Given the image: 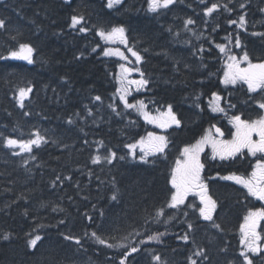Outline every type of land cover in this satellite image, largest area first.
Here are the masks:
<instances>
[{
	"label": "trees",
	"instance_id": "obj_1",
	"mask_svg": "<svg viewBox=\"0 0 264 264\" xmlns=\"http://www.w3.org/2000/svg\"><path fill=\"white\" fill-rule=\"evenodd\" d=\"M212 3L232 10L222 7L206 16ZM262 9L264 0H176L157 12L149 10L148 0H123L113 8L107 0H0V19L6 21L0 29V57H7L0 59V264H119L132 246L140 250L128 264H156L155 255L166 264H190L188 258L199 249L207 250L208 259L193 257L198 264H242L240 225L259 205L245 188L221 177L249 174L260 155L202 156L201 175L217 201L214 220L222 230L199 216L198 195L191 194L179 208L167 205L174 191L171 171L184 147L211 128L230 135L231 115L263 114L256 103L264 99L259 94L242 83H223L228 54L239 50L254 61L264 57V36L252 35L264 33ZM245 14L247 31L229 24ZM72 16H83V23L73 28ZM188 19L194 23L186 24ZM121 26L141 62L127 47L128 61L103 54L111 44L99 31ZM20 43L35 48L32 64L10 57ZM219 44L227 45L226 53ZM125 62L149 80L146 89L131 86L128 102L143 101L150 112L171 105L179 126L162 130L124 106L118 89ZM131 74L133 80L141 78L140 72ZM29 86L33 91L21 108L18 89ZM213 94L222 97L224 112L212 110ZM97 95L101 101L94 100ZM37 130L47 143L32 153L15 155L18 148L6 147V138L27 140ZM148 133L166 136L168 146L145 163L139 148L133 158L126 145ZM110 152L117 154L112 163H92L96 155ZM161 209L163 216L158 215ZM93 232L114 247L98 243ZM157 233L164 234L162 242L148 239ZM185 234L187 242L180 239ZM36 235L42 239L33 249L28 241ZM67 235L80 244L66 240ZM258 257L253 264H264Z\"/></svg>",
	"mask_w": 264,
	"mask_h": 264
},
{
	"label": "snow or ice",
	"instance_id": "obj_2",
	"mask_svg": "<svg viewBox=\"0 0 264 264\" xmlns=\"http://www.w3.org/2000/svg\"><path fill=\"white\" fill-rule=\"evenodd\" d=\"M67 2L70 3V0H67ZM122 3L123 0H107V6L109 8H113L114 6ZM148 3L149 10L152 12H157L160 9L169 8L171 5L176 3V0H148ZM222 7L228 11L232 10L228 9L227 5L212 3L210 6H206L205 15L212 16L213 13L219 11ZM245 7V4H240V8L243 9ZM261 11H264V9ZM245 16L246 14L240 15L238 20H230L229 24H238L239 28L247 31V21ZM83 21V16H72L71 26L75 28L77 25L82 24ZM193 23L194 21L191 19L186 21V24L188 25ZM5 26V19H0V29H4ZM80 31L86 32L88 29L81 27ZM98 34L106 42L115 43L118 41L125 46L128 44L126 30L122 26L113 27L110 31H104L101 29ZM252 35L264 36V33H252ZM217 47L221 53L227 52V45L219 44ZM235 47H241L239 35H237L235 38ZM127 50L131 52L132 56L135 57L137 62L142 61L143 58L138 52L134 51L130 47ZM35 51V48L30 43H20L17 50L10 52V57L12 59L24 60L29 64H32L34 62L33 54ZM93 51H95V49H93ZM199 51H203V49H200ZM103 54L105 56L118 55L122 59L127 60V57L124 55V53L120 52L118 49H108L105 50ZM6 58L7 57H0V59ZM227 58V70L224 73L223 83L225 85H235L237 83L246 84L250 93H260L261 96H264V61L254 63L249 57L247 51L243 52L242 57L238 58L236 55L228 54ZM241 65L245 66L242 67ZM120 69V88L118 91L120 93V99L124 102V106L126 108L136 109L138 112L143 114L145 120H147L149 123H154L161 128H168L173 124L176 126L180 125V120L177 119L171 105L167 106L166 112L160 113L157 116H153L151 113L146 111L147 105H145L143 101L129 103L127 97L130 94L131 86L135 85L136 90L146 89L149 84V80L144 77V73L141 72L139 68H129L121 64ZM133 71L140 72L141 78L138 80L128 79L129 75ZM32 91L33 89L31 86L18 89V103L21 108L25 107L24 101L29 98ZM213 95L214 103L212 110L214 112H224V108L220 106L222 97H220L218 94ZM94 100L101 101L102 98L97 95L94 97ZM256 103L258 104L259 109L264 110V99H260L256 101ZM89 114H91L90 110ZM119 114L120 113L117 112V115ZM25 115H29V113H25ZM231 121L236 128L233 139L227 141L219 140L209 134L208 136L202 137L195 144L184 147L181 153L182 158L175 161V166L171 171V177L169 180L171 189L174 191L171 192L170 201L168 202L167 206L170 208H179L181 205L185 204V201L189 195H198L200 204L203 205L202 207L198 208L199 216L205 221L212 222V226L219 230H222L221 225L216 223L214 220L217 201L208 194V185L201 175L204 169V164L200 160V154L203 152L206 146H211L213 159L216 157H219L221 160L233 159L238 154H243L245 150H247V152L252 156H256L258 153L261 154L262 158L257 161L255 168L249 176L246 177L243 175L231 174L221 177V179L234 181L236 184H239L243 186V188L247 189L248 195L255 197L260 201H264V114H261L255 120H246L242 119L240 115H234L232 116ZM68 123L71 124L74 123V121L69 120ZM216 132L219 133L220 136H223V133L219 128L216 129ZM31 135L34 138H29L27 140L6 138L5 145L10 149L18 148L20 152L14 154L19 155L20 153H32L34 147L39 148L41 145L47 143L46 137L43 136L40 131L37 130ZM254 136L257 137V139H254ZM85 143L87 144L88 142L85 141ZM100 143L101 146H103V143ZM167 146V137L162 135L158 136L154 133H148L146 139L141 138L137 143L126 145V147L131 150V155L133 158L136 157V150L139 148L140 152L142 153L139 159L145 163L148 162L147 158L149 156H154L157 153L163 154ZM116 158V152H110L108 155L103 157L101 155H96L92 159V163L100 164L106 161L110 164ZM30 159L34 160L36 157L31 156ZM120 159H124V157H120ZM25 163H27V161H25ZM65 179L70 180L71 177H65ZM56 181H61V178L57 176ZM56 181H53V187L56 186ZM111 199L115 201L118 199V196L113 194ZM163 214V209H161L158 215L163 216ZM89 219H91V217H89ZM260 221H264V208H259L255 211H249L248 215L244 217V223L240 228L242 233L241 244L243 245V250L240 252V256L243 258L242 264H253V257L250 254H264V244H261V240L264 239V237H262L257 231ZM61 223H63V221H61ZM187 227L192 229L193 224L189 223ZM91 235L96 238L98 243L104 244L109 248L114 247V245L108 243L105 239L98 236L96 232H93ZM163 235V233H157L156 235L149 236L148 239L162 242L160 238ZM64 238L66 240H74L76 244H80V239L77 237L67 235ZM4 239H9V236L5 235ZM41 239V236L36 235L34 238L28 241L29 247L33 249L36 248L38 242ZM180 239L187 242L189 240V236L188 234H185L180 237ZM139 250V248L132 246L130 250H127L122 254L119 264H128L129 257ZM193 257H202L204 260H207V250H194L192 256L188 258L190 264H198V259ZM153 259L156 261V264H166L165 261L161 260L159 255H155Z\"/></svg>",
	"mask_w": 264,
	"mask_h": 264
},
{
	"label": "rangeland",
	"instance_id": "obj_3",
	"mask_svg": "<svg viewBox=\"0 0 264 264\" xmlns=\"http://www.w3.org/2000/svg\"><path fill=\"white\" fill-rule=\"evenodd\" d=\"M116 43V42H115ZM127 46H128V44H127ZM108 49H112L111 47H108L107 48V50ZM123 50L125 51V49H124V47H123ZM125 54H126V57H127V59H129L128 58V56H127V53H126V51H125ZM238 57V56H237ZM239 58V57H238ZM255 63H258V62H255ZM243 66H245V65H243ZM121 70V69H120ZM119 77H120V72H119ZM128 79H130V80H133V78H132V74H130L129 75V77H128ZM147 111V110H146ZM167 111V108H165V109H162V110H159V111H157V112H149V113H151V115H153V116H157V115H159L160 113H164V112H166ZM148 112V111H147ZM141 113V112H140ZM141 115H142V117L144 118V116H143V114L141 113ZM145 119V118H144ZM147 121V120H146ZM153 125H155V126H157L156 124H154V123H152ZM233 124V123H232ZM174 125V124H173ZM172 125V126H173ZM158 127V126H157ZM161 128V127H160ZM168 128H170V127H168ZM168 128H162V129H168ZM235 129H234V135H235ZM209 134H211L213 137H215L214 135H213V132H211V131H209L205 136H208ZM225 133H223V136L221 137V138H224L225 137ZM234 135H233V137H234ZM231 139H233V138H231ZM188 198V197H187ZM200 200V199H199Z\"/></svg>",
	"mask_w": 264,
	"mask_h": 264
},
{
	"label": "flooded vegetation",
	"instance_id": "obj_4",
	"mask_svg": "<svg viewBox=\"0 0 264 264\" xmlns=\"http://www.w3.org/2000/svg\"><path fill=\"white\" fill-rule=\"evenodd\" d=\"M261 224H263V225H264V221H261Z\"/></svg>",
	"mask_w": 264,
	"mask_h": 264
}]
</instances>
